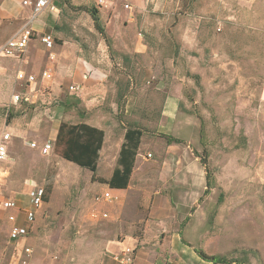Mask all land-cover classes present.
<instances>
[{
    "label": "rangeland",
    "instance_id": "rangeland-1",
    "mask_svg": "<svg viewBox=\"0 0 264 264\" xmlns=\"http://www.w3.org/2000/svg\"><path fill=\"white\" fill-rule=\"evenodd\" d=\"M55 4L59 11L52 14L51 50L65 47L63 51L94 58L106 71L107 85L92 107L93 119L100 121L110 143L128 127L143 133L135 180L138 207L149 202V194L152 200L164 197L175 209L184 240L197 251L264 264V0ZM87 7L97 8L109 43ZM42 12L38 17L48 20ZM43 49L44 59L49 58V50ZM17 84L13 94L24 90L21 80ZM68 87H62L64 93ZM50 90L45 88L44 94ZM170 96L178 100L173 123L163 117ZM50 101H12L10 110L0 106V116L6 115L9 123L36 113L43 125V119H50L46 107L57 103ZM163 131L180 141L167 146ZM31 140L42 143L44 137ZM29 154L31 176L50 187L25 239L33 247L31 264L94 263L105 240L120 238L114 221H92L89 215L95 193L106 188L93 176H107L106 167L99 160V170L91 172L63 159L55 146L47 154ZM207 169L212 186L205 194ZM11 184L8 175L4 191ZM142 229L138 223L137 236ZM160 262L165 260L160 257Z\"/></svg>",
    "mask_w": 264,
    "mask_h": 264
},
{
    "label": "crops",
    "instance_id": "crops-1",
    "mask_svg": "<svg viewBox=\"0 0 264 264\" xmlns=\"http://www.w3.org/2000/svg\"><path fill=\"white\" fill-rule=\"evenodd\" d=\"M131 8L127 10L130 11ZM30 13L31 8L24 6L21 0H0V43L11 37ZM42 14H46L49 19L45 20L37 17L32 22V27L35 29L36 34L29 41L26 51L22 55L23 58L12 56L2 57L0 60V106L10 110V102L13 101V105L20 102L13 99V93L18 86L16 71L20 67L29 69L28 72L34 73L36 76L34 82L24 84V90L23 92L20 91L21 93L29 94L30 101L33 102H51L50 100L52 99L57 101L52 107H46V110H50V119H43V125L39 121L42 119L36 113H25L23 116H16L9 123L5 120L6 115L2 114L0 116V141L5 133L10 134L11 141V143H8L7 158L5 161H0V168L4 170L0 183L1 264H19L23 258H26L31 264L30 257L33 253V247L25 243V239L33 230L35 221L30 226V229L25 231L27 229L25 211L30 205L33 189L41 185H38L39 183L35 177L31 176L33 162L29 153L34 150H38L41 153V147L46 140H50L54 144L61 122H69V124L84 122L105 131L100 121L93 119L95 109H92V107L96 104L97 95H100L102 91L104 92L106 88V71L101 65L93 62L94 58H89L77 52L63 51L65 47L58 48L57 52L53 50L55 53L53 59H44L43 48L45 47L39 38L41 34L52 35L49 30L51 22L54 21V15L48 10L47 12L43 11ZM4 22L8 23L7 26H5ZM54 46L55 41L52 49ZM24 61L27 64H24ZM49 67L53 70L52 76L43 78L41 71ZM65 84L80 85V88L77 91L69 90L67 94L62 90ZM45 88H51V90L44 94ZM177 107L178 100L175 97L171 98L170 96L169 100H165V105L163 106L165 122H174ZM20 122L22 123L21 126ZM163 133H165L166 137L170 136L165 131ZM35 135L44 137V141L39 143L37 140H31L32 136ZM106 137V135L103 137L97 170H99L100 160V163L103 162L102 165L106 167V172H108L107 176L100 178L109 179L117 166V159L124 142L125 133L120 138H115L111 143ZM28 141H36L38 147H31ZM166 143L167 146H170L172 142L168 143L166 141ZM142 149L143 147L140 145L138 154L135 157V167L131 171L130 179L126 186H112L109 183H100L98 181L106 187L102 192L106 191V189L110 190L113 198L108 202H99L97 204L93 202V208L100 212H107L108 216L103 219L91 220L114 221L116 228H118L116 235L120 238L105 240L102 243L101 254L92 264H159L160 257L165 262L171 260L175 264H213L212 261L201 258L195 246L184 240V231L180 227L181 222H178L179 219L175 209L164 197L155 196V199L152 200L151 194H149V202L145 201L141 207H138L140 186L136 185L135 180ZM5 165H8V170H5ZM8 175L12 179V184L10 188L8 187L4 191L3 185ZM9 199L14 200L16 206L9 209L4 208L2 202ZM114 202H116L115 205L109 206V208L104 206ZM42 207L38 210L37 217ZM143 207L146 209L145 215L141 213ZM9 214H15L14 221L11 222L7 219ZM138 223L143 224L142 233L139 236H137L135 231ZM14 225L23 230V233L18 238H11L9 235L11 227ZM27 246L32 248L30 254H26L23 251ZM126 248L131 249L132 260L122 262L117 256L123 253Z\"/></svg>",
    "mask_w": 264,
    "mask_h": 264
},
{
    "label": "built area",
    "instance_id": "built-area-1",
    "mask_svg": "<svg viewBox=\"0 0 264 264\" xmlns=\"http://www.w3.org/2000/svg\"><path fill=\"white\" fill-rule=\"evenodd\" d=\"M108 0H97V5L99 7H107ZM21 3L24 6H29L31 8V13L28 16V18L22 23L20 28L9 38H6L3 42L0 43V60L2 57H17L20 58L21 55H23L26 51L27 45L31 38L36 34L35 29L32 27V22H34L38 14L47 9L48 11L52 13H58V8L56 7L55 0H21ZM125 9H130L131 4L126 2L124 4ZM54 37L50 34H41L40 35V42L44 45L46 49L49 50V58L53 59L54 58V51L51 50L54 44ZM0 66H1V61H0ZM52 68L49 67L43 71H41V76L43 78H50L52 76ZM16 77L18 80H21L24 84H30L35 81L36 76L34 73L31 72H26L20 68L19 70L16 71ZM70 91H77L80 88V85H69L68 87ZM13 99L15 101H21V102H29L30 97L27 93H15L13 95ZM10 142V134L5 133L2 135V139L0 141V161H5V159L8 156V143ZM31 147H38V144L36 141H30L28 143ZM51 149H53V142L50 140H46L42 147L41 150L43 154L49 152ZM147 156H151L150 153H148ZM2 175H4V170L0 168V183H1V178ZM43 194H44V189L42 186H37L36 188L33 189L32 194H31V200H30V205L26 209L25 213V221L27 223V230L30 229V226L33 224L35 221V218L37 217V212L38 210L42 207L44 203L43 199ZM113 198L111 191L106 190L102 193L98 192L95 193L93 197V201L95 204L101 203V202H108L111 201ZM2 206L4 208H12L16 206V203L14 200H4L2 202ZM90 219H103L107 218L108 213L107 212H100L99 210L92 208L89 212ZM7 219L9 221H14L15 220V214H9L7 216ZM21 233H23V230L18 227L17 225H14L11 227V230L9 232V235L11 238H18ZM32 248L30 246L25 247L23 251L26 254H30ZM122 262H129L132 260L131 257V249L126 248L123 253L119 254L117 256ZM1 264V263H0ZM19 264H30L29 261L26 258H23L20 260ZM159 264H175L173 261H166V262H161Z\"/></svg>",
    "mask_w": 264,
    "mask_h": 264
},
{
    "label": "trees",
    "instance_id": "trees-1",
    "mask_svg": "<svg viewBox=\"0 0 264 264\" xmlns=\"http://www.w3.org/2000/svg\"><path fill=\"white\" fill-rule=\"evenodd\" d=\"M89 12L94 21L95 28L104 36L105 41L109 43V38L105 36L103 27L101 25V18L97 8L87 7L85 8ZM55 38V37H54ZM53 38V39H54ZM55 41V40H54ZM142 131L134 127H128L125 131V138L122 144L120 154L117 159V166L109 179L93 176L94 180L100 181V183H109L110 185H119V187L126 186L129 182L131 171L134 169L135 157L138 154L140 146V138H142ZM104 131L101 128L88 125L84 122L76 124H69V122H61L59 131L55 137L53 147L58 151L59 155L77 164L80 167L95 172L97 170V163L99 158L100 149L102 147ZM166 141L179 142L180 139L174 136H167ZM53 150V149H52ZM200 162L206 166V159L204 156H200ZM207 168V167H206ZM211 177L207 169L206 172V186L204 190L206 194L208 189L211 188ZM43 199L44 202L48 201L50 187L44 188ZM199 256L205 260L212 261L213 264L219 263H237V264H249L246 260L242 259L240 262L228 257V255H212L207 254L201 250L197 251Z\"/></svg>",
    "mask_w": 264,
    "mask_h": 264
}]
</instances>
